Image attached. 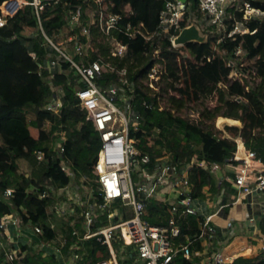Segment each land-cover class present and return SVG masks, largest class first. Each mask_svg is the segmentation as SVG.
Listing matches in <instances>:
<instances>
[{
  "label": "trees",
  "instance_id": "obj_1",
  "mask_svg": "<svg viewBox=\"0 0 264 264\" xmlns=\"http://www.w3.org/2000/svg\"><path fill=\"white\" fill-rule=\"evenodd\" d=\"M2 1L0 0V4ZM82 1L61 0L54 9L49 7L42 15L46 32L55 37L64 25L63 10L75 7ZM109 1L115 4L113 11L121 13L122 24L127 21L142 22L145 30L153 31L167 0ZM125 3H129L134 10L129 17L124 16L121 11ZM247 4L262 13L246 14L244 5L232 6L229 9L231 17L226 20V32L215 34L201 42H186L181 50L187 51V58L181 60L180 64L177 60L180 51L168 49L170 42L167 38L153 37L145 42L139 35L127 37L116 33L128 45V49L125 56L111 57V61L127 68L129 81L135 86L132 104L143 122L140 129L131 130L130 135L138 138V146L150 154V167L167 153L171 154L172 163L178 168L192 157L205 161L208 166L213 162L226 166L236 150L235 138L238 136L248 149L255 151L264 160V0H247ZM197 15L200 17L199 13ZM238 23H242L247 31L228 35ZM181 25L184 26L185 22H181ZM34 30L35 20L30 6L19 10L6 26L0 28V218L10 213L13 206H17L23 222L30 219L33 223L41 224L44 233L40 237L51 239L63 228L64 221L49 210L48 199H39L31 189L43 188L44 184L50 182L58 186L65 185L69 176L59 159H50L42 166L41 175L36 177L23 172L18 160L23 158L34 162V152L39 149L46 151L51 133L61 126L67 131L65 156L72 162L77 176L90 177L93 175V164L101 142L92 122L86 119V111L75 95L73 85L66 82L67 75L63 71L68 69V64L64 62L59 67L60 71L55 74L53 84H49L45 71L38 72L43 52L37 44L29 46L33 40L29 35ZM13 35L15 38H12ZM82 39L87 51L86 37ZM155 49L159 50L158 60L165 66L162 78L167 80L160 94L167 96V105L162 109L158 96L153 95L149 87L144 88L137 82L154 63ZM238 49L244 51V56L234 64L233 60L238 58L235 54ZM30 51H35L39 59H33ZM101 51L104 55L108 54L103 45ZM90 55L93 57L94 53ZM235 67L239 68V77L230 76ZM250 68L255 69V75L260 78L259 83L254 86L249 85L246 78L245 72H249ZM108 77V81L111 80V76ZM213 93L217 94L214 106L208 107L204 101L197 107L193 106V111L198 113L197 119L177 114L186 107L187 101L207 99ZM53 95L62 103L59 114L43 108ZM143 102L148 106L145 107ZM218 116L240 120L242 126L227 125L226 128L232 134L219 135L220 132H215L212 125ZM46 120L50 121L51 130L44 127ZM10 174L12 178L8 179L7 175ZM189 176L191 192L195 196L220 192V187L216 186L209 170L193 166ZM8 187H13L14 193L6 200L4 193ZM168 209L169 204L160 205L150 200L144 219L152 224L163 225L166 223ZM185 219L181 224V233L194 234L198 229V220L191 214ZM258 226L264 234V214ZM67 231L70 244L74 239L70 235V229ZM84 245L87 257L91 258L89 264L110 255L107 246L101 244L96 237L85 241ZM97 251L102 254L96 256ZM64 252L66 253L65 249ZM125 256L126 259L122 258V262L133 259L135 254L125 252ZM20 264L61 263L53 254L45 255L43 251L29 249ZM170 264L193 262L178 253ZM225 264H264V256H238Z\"/></svg>",
  "mask_w": 264,
  "mask_h": 264
},
{
  "label": "built area",
  "instance_id": "obj_2",
  "mask_svg": "<svg viewBox=\"0 0 264 264\" xmlns=\"http://www.w3.org/2000/svg\"><path fill=\"white\" fill-rule=\"evenodd\" d=\"M59 2L61 0H3L0 4V28L25 6L32 8L35 30L29 35L33 38L29 46L37 44L43 52L38 72L45 71L49 84H53L59 67L64 62L68 64V69L63 71L67 75L66 82L73 85L75 95L86 111V119L92 122L101 145L90 177L77 176L72 162L65 156L67 131L61 126L51 133L46 151L39 149L34 152L38 165L59 159L69 176L65 185L50 182L43 188L31 189L39 199L49 200V210L64 221V226L53 238L42 239V225L30 219L23 222L19 209L13 206L10 213L0 218V264H20L29 249L43 251L45 255L53 254L62 264H67L63 261L67 258L64 248L76 262L82 257L75 251L93 237L106 245L110 254L94 264H120L118 239L130 246L123 252L136 254V261L142 264H170L178 253L190 259L194 241L202 237L213 240L214 228L212 214L199 215L200 209L194 204L186 170L198 166L215 173L221 164L213 162L208 166L205 161L192 157L178 168L165 157L157 159L150 167V154L138 146V138L130 135V131L140 129L143 122L132 104L135 86L129 81L127 68L115 65L111 57L127 54L128 45L116 35L121 33L127 37L139 35L145 42L153 37L167 38L170 42L168 49L180 51L177 55L180 64L181 58H187V51L181 50L185 43L177 42V38L183 30L190 28L192 19L201 18L197 15L199 13L211 26L224 31L226 20L231 17L229 9L235 5V0H167L153 31L145 30L142 22L122 24L121 13L113 11L115 4L112 1L83 0L75 7L63 10L64 25L52 37L44 29L42 15L49 7L54 9ZM245 8V11L260 12L248 4ZM121 11L126 17L134 13L129 3L123 4ZM181 22L185 25L182 26ZM230 32L228 35L235 31ZM82 37H86L87 51ZM102 45L107 48V55L102 53ZM90 53H94L93 57ZM29 54L33 59H39L35 51ZM153 58L154 63L147 74L151 80L158 81L163 79L165 72L164 64L158 60V49H155ZM108 75L111 76L109 81ZM143 105L148 106L145 102ZM43 108L59 114L62 103L53 95ZM235 142L236 150L226 164L233 170V176H228L227 180L237 189L238 195L263 192L264 165L261 168L253 165L254 161L261 162V159L245 146L241 137H237ZM132 171H136L141 179L137 187ZM13 193V187L6 188L4 198H11ZM156 195L175 197L164 225L151 224L144 219L147 201ZM187 214L202 218L196 238H183L181 235L180 218ZM68 229L74 239L70 244ZM258 253L264 256V240ZM233 259L232 255L220 249L207 252L204 260L206 264H225Z\"/></svg>",
  "mask_w": 264,
  "mask_h": 264
},
{
  "label": "crops",
  "instance_id": "obj_3",
  "mask_svg": "<svg viewBox=\"0 0 264 264\" xmlns=\"http://www.w3.org/2000/svg\"><path fill=\"white\" fill-rule=\"evenodd\" d=\"M167 154L169 155V157L165 154L161 158L167 157L172 161L171 154ZM253 165L255 167L261 168L262 165H264V160L261 159V162L254 161ZM192 167H188L186 170L189 181V173ZM212 175L214 176L216 186L220 187L219 193L213 194L207 192L208 194L206 193L203 196H195L194 193H191L193 196L194 204L200 209L199 215L201 217H204L207 214H212L211 224L214 228V239L209 240L206 237L197 238L191 246L192 257L190 258V260L193 262V264H206V253L220 249L225 253L232 255L234 259L238 256H259L260 254L258 253V250L264 240V234H262L258 226L259 221L264 214V199L258 197L261 192L238 195L237 189L232 185L230 180H227L228 176H233V170L227 165H221V168L215 173H212ZM7 178H12V175H7ZM174 198L175 197H172V195L169 197L156 195V197L148 199L147 205L150 200H153L160 205L169 204L170 209L172 202L175 201ZM169 209L166 210V222L169 216ZM187 215L180 218V229L181 224L183 220H186L185 217ZM194 216L198 220V229L194 234L181 233L183 238H185L186 236L196 238L198 236L202 218L197 215ZM213 218L216 219L214 223L212 222ZM198 242L199 244H197ZM65 256H67V258L63 259L65 263H78V261H73L70 255H67V251L65 253ZM58 261L60 262V260ZM138 263L142 264L139 261Z\"/></svg>",
  "mask_w": 264,
  "mask_h": 264
},
{
  "label": "rangeland",
  "instance_id": "obj_4",
  "mask_svg": "<svg viewBox=\"0 0 264 264\" xmlns=\"http://www.w3.org/2000/svg\"><path fill=\"white\" fill-rule=\"evenodd\" d=\"M247 4V0H235V5L237 7H241V5L246 6ZM262 12H256V11H252L251 9L246 10V14H252V15H260ZM201 18H197L196 20L191 21L190 24V28L193 30V36H192V41H197V42H201L209 37L214 36L215 34H224L226 32V30L224 31H219L216 28H214L213 26H211L209 24V21L200 14ZM245 32L247 31V28L244 27V25L242 23H238L237 26L235 27V29L233 31L230 32ZM235 54L237 55V59L235 58L233 60L234 64H236V61H241L243 56H244V51L241 49H238ZM181 60H183L181 58ZM237 67H235L231 73L230 76H240V73L238 72ZM249 72H245L246 73V78L248 80L249 85L254 86L256 84L259 83L260 78L258 76H256V71L253 68H250L248 70ZM138 83H140L144 88L145 87H149L152 94H155L156 96H158L159 99V103L160 105L163 107L165 105H167V96L166 94L163 93V95L160 96V94H162V87H165L167 80L166 79H161L158 81H155V79L151 80V78L149 77L148 74H146L145 76L139 77L137 80ZM183 84V83H182ZM181 84V85H182ZM171 93L177 94V92L175 91H171L169 90ZM216 99H217V94L213 93L210 95V97H208L207 99H200L198 101H187L186 102V107H183L179 112H177V114H179L182 117H191L192 119H197L198 118V113L193 111V106H198L199 103L201 101H204L205 105L208 107L214 106L216 104ZM120 108L123 109V106L120 104ZM218 117H222V116H218ZM217 117V118H218ZM217 118H215V120L212 122L214 131L218 133V131L221 133H218L219 135L222 134H232V132L230 130H228L226 128L227 125H239L242 126V122L240 120H233V119H229L233 122L230 121H224L221 125L217 124ZM225 118V117H224ZM227 119V118H225ZM44 127L46 129L49 130L50 128V123L48 121H45ZM50 140L51 137L48 141V144H50ZM168 157L169 155L166 154ZM19 162V166L20 168L23 170V172H25L28 175L31 176H40L42 173V165H38L35 161H31V160H26L23 158H20L18 160ZM132 177H133V181L135 182V186L137 187L138 185L141 184V179L138 176V173L136 171H132ZM259 198L264 199V191L261 192L258 195ZM104 219V217H101ZM105 220V219H104ZM215 218L212 219V222H215ZM117 244L118 247L120 249V253H119V257H120V264H140L136 261V254L134 256L133 259L129 258L127 260V262H122L121 259L123 258V260H125L126 256H125V252H123V250L125 248H129L130 246H126L123 241L121 239L117 240ZM65 250H67V248H64ZM87 249L86 246L83 244L82 246H79V249L77 251H75L76 253H78L79 255H81L82 259L78 260L77 264H89L91 261L90 257H87V253H86ZM102 254L101 251H97L96 252V256H100ZM122 257V258H121ZM136 261V263H134Z\"/></svg>",
  "mask_w": 264,
  "mask_h": 264
},
{
  "label": "water",
  "instance_id": "obj_5",
  "mask_svg": "<svg viewBox=\"0 0 264 264\" xmlns=\"http://www.w3.org/2000/svg\"><path fill=\"white\" fill-rule=\"evenodd\" d=\"M193 30L191 28L182 31L180 36L177 38V42L186 43L192 41Z\"/></svg>",
  "mask_w": 264,
  "mask_h": 264
},
{
  "label": "bare ground",
  "instance_id": "obj_6",
  "mask_svg": "<svg viewBox=\"0 0 264 264\" xmlns=\"http://www.w3.org/2000/svg\"><path fill=\"white\" fill-rule=\"evenodd\" d=\"M217 119H218V120H217V124H218V125H221L224 121H230V122H233V121H231V120H229V119H225L224 117H218Z\"/></svg>",
  "mask_w": 264,
  "mask_h": 264
}]
</instances>
